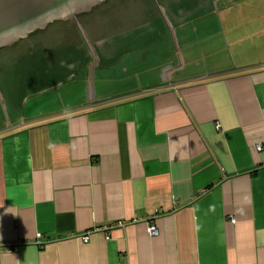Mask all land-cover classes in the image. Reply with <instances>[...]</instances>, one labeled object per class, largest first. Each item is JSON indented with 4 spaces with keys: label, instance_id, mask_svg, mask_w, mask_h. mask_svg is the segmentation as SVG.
Segmentation results:
<instances>
[{
    "label": "crops",
    "instance_id": "0c3cea01",
    "mask_svg": "<svg viewBox=\"0 0 264 264\" xmlns=\"http://www.w3.org/2000/svg\"><path fill=\"white\" fill-rule=\"evenodd\" d=\"M0 73V264H264V0L135 4Z\"/></svg>",
    "mask_w": 264,
    "mask_h": 264
},
{
    "label": "water",
    "instance_id": "95a60500",
    "mask_svg": "<svg viewBox=\"0 0 264 264\" xmlns=\"http://www.w3.org/2000/svg\"><path fill=\"white\" fill-rule=\"evenodd\" d=\"M156 1L105 0L92 7L94 3L84 0H0V66L21 57L31 61L49 55L87 36L98 37L131 17L135 4Z\"/></svg>",
    "mask_w": 264,
    "mask_h": 264
},
{
    "label": "flooded vegetation",
    "instance_id": "af4514ba",
    "mask_svg": "<svg viewBox=\"0 0 264 264\" xmlns=\"http://www.w3.org/2000/svg\"><path fill=\"white\" fill-rule=\"evenodd\" d=\"M84 1H90V2L94 3V5L92 6V7H94L95 5H99V4L103 3L105 0H84ZM92 7H91V8H92ZM76 14H78V13H76ZM76 14H75V15H76ZM67 19H70V20H71L72 18H67ZM55 20H56V19H55ZM55 20H52V21L48 22L47 25L50 24V23H52V22H54ZM37 29H38V28L34 29L33 31H35V30H37ZM33 31L29 32L27 35L29 36ZM27 35H26V36H27ZM26 36H24V37H26ZM24 37H22V38H24ZM74 37H75V36H74ZM22 38H18V40H19V39H22Z\"/></svg>",
    "mask_w": 264,
    "mask_h": 264
},
{
    "label": "built area",
    "instance_id": "2783aa9c",
    "mask_svg": "<svg viewBox=\"0 0 264 264\" xmlns=\"http://www.w3.org/2000/svg\"><path fill=\"white\" fill-rule=\"evenodd\" d=\"M151 230L153 231V227H151ZM82 240L86 241L87 240V236L86 235L82 236Z\"/></svg>",
    "mask_w": 264,
    "mask_h": 264
},
{
    "label": "rangeland",
    "instance_id": "374dc122",
    "mask_svg": "<svg viewBox=\"0 0 264 264\" xmlns=\"http://www.w3.org/2000/svg\"><path fill=\"white\" fill-rule=\"evenodd\" d=\"M1 67V66H0ZM0 75H2L1 73H0Z\"/></svg>",
    "mask_w": 264,
    "mask_h": 264
}]
</instances>
